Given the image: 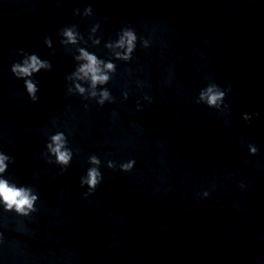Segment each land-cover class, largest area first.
Segmentation results:
<instances>
[{"label": "water", "instance_id": "1", "mask_svg": "<svg viewBox=\"0 0 264 264\" xmlns=\"http://www.w3.org/2000/svg\"><path fill=\"white\" fill-rule=\"evenodd\" d=\"M33 54L51 67L15 75ZM211 84L227 106L197 102ZM0 152L3 178L39 196L28 216L0 201V264H264V0H0Z\"/></svg>", "mask_w": 264, "mask_h": 264}, {"label": "clouds", "instance_id": "2", "mask_svg": "<svg viewBox=\"0 0 264 264\" xmlns=\"http://www.w3.org/2000/svg\"><path fill=\"white\" fill-rule=\"evenodd\" d=\"M64 35L69 38L71 42H75L74 35L72 31L66 30ZM124 36L127 37L126 47L127 50L123 57L120 54H117L118 58H122L124 60L131 59V53L135 49V41L137 39L135 32L126 31ZM119 46H125L124 38H121L119 42ZM81 58L86 61L81 68L80 71L84 74V76L88 77L91 81V86L95 88L98 84L104 85L109 82L110 77L105 74L103 69L99 66L104 62L98 60L96 55L89 53L83 49H81ZM30 60V62H29ZM29 60H25L23 65L16 63L12 67V71L15 75L19 77H28L31 76L32 73H39L41 68L51 67L47 62L41 61L38 57L33 54L30 56ZM104 67L109 71H115V65L111 62H108L104 65ZM81 94L85 91L79 85H77ZM26 88L28 93L34 98L35 92L37 91V86L31 80H26ZM222 89L217 84H211L205 90H202L199 95V100L206 103L209 107L220 109L224 104L227 92L230 91ZM93 97L97 96V93L93 91L91 93ZM98 103L103 106L106 101H111L114 98L111 96L107 89H104L99 93ZM125 99H127V93L124 94ZM243 119L246 122H250L252 117L250 114L245 113ZM52 143L48 145V149L53 156H55V163H58L63 166H68L69 162L72 160L73 155L72 152L65 147L66 139L63 133H58L51 137ZM251 152L255 155L257 153V148L254 146H250ZM9 162L14 163V158L8 155H5L3 152H0V201H2L4 205L5 211H15L17 214L21 216H28L30 213L36 211L35 204L39 199L37 194H33V191L29 187H18L14 183H10L9 180L3 178V174L6 173L8 169ZM51 163V161H49ZM89 162L94 165H98L100 163V159L93 155L89 157ZM111 161L109 162L108 167L112 168ZM135 166V161H129L123 163L121 168L125 172H130ZM102 181V174L100 171L93 167L88 170V179L86 183L90 188L96 189L97 185H99Z\"/></svg>", "mask_w": 264, "mask_h": 264}]
</instances>
